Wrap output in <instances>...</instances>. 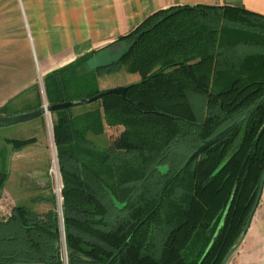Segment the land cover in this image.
Masks as SVG:
<instances>
[{"label": "trees", "instance_id": "trees-1", "mask_svg": "<svg viewBox=\"0 0 264 264\" xmlns=\"http://www.w3.org/2000/svg\"><path fill=\"white\" fill-rule=\"evenodd\" d=\"M123 39L107 67L140 80L99 111H53L62 214L54 194L14 205L0 264H222L240 240L264 175V15L176 5Z\"/></svg>", "mask_w": 264, "mask_h": 264}, {"label": "crops", "instance_id": "crops-1", "mask_svg": "<svg viewBox=\"0 0 264 264\" xmlns=\"http://www.w3.org/2000/svg\"><path fill=\"white\" fill-rule=\"evenodd\" d=\"M198 4L241 5L264 15V0H0L2 114H19L54 103L87 98L88 92L71 91L67 86L69 80L82 81L85 73H96L100 91L114 87L101 78L124 70L111 71V67H107L125 49L123 37L159 9ZM79 84L82 89V82ZM85 103L75 104L83 106H78L74 116L101 109V103ZM54 118L52 111L49 115L27 120L15 130L29 134L21 138L4 136L2 132L7 126L0 125V148L8 146L13 155L19 157L24 147L37 142L36 133L29 132L41 127H45L53 142ZM116 129L118 127L106 126L108 143ZM32 138L34 141L22 148H16L8 141ZM5 160L0 156V171ZM3 196L4 189L0 203Z\"/></svg>", "mask_w": 264, "mask_h": 264}, {"label": "rangeland", "instance_id": "rangeland-1", "mask_svg": "<svg viewBox=\"0 0 264 264\" xmlns=\"http://www.w3.org/2000/svg\"><path fill=\"white\" fill-rule=\"evenodd\" d=\"M86 70L87 67H85V71ZM95 74L96 73H85V78H83L82 81H79L83 84L82 89H79L80 84L78 81L69 80V83L67 84L69 90H83L84 93L88 92L89 94L95 93L89 98L95 96L98 94L96 91L99 90ZM101 79L103 82L105 80L109 81L112 86L116 87L140 80V74L123 70L118 74L108 76L106 79H104V77ZM93 103L96 105L100 104L101 98H98L89 104ZM78 106L83 105H73L66 109H69L71 113L76 114L77 108H79ZM25 122L27 121L6 125L7 127H4L6 129L2 132V134L10 138H21L24 137V135H29L26 132L15 131ZM238 123L240 122H236L232 125V127ZM29 133H36L37 142L24 147L19 157H15L16 155H13L8 146L0 148V156L7 160L4 162L1 170H5L9 174L4 188L3 200L0 203V219L4 217V214L11 211L12 207L16 204L26 205L38 209L40 206L46 205L49 207L50 205L48 203H37V207L34 202V199L37 196H52L54 194L57 197V177L52 171L55 156L57 158L55 143L54 141L51 142L49 134H46L45 127L33 129L32 132L30 131ZM115 133L113 132V135H115ZM108 136L109 134L107 131L101 135H95L93 133L89 134V137L96 143L97 146L101 148L108 146ZM227 264H264V191L259 206L251 220L245 240L236 249Z\"/></svg>", "mask_w": 264, "mask_h": 264}, {"label": "water", "instance_id": "water-1", "mask_svg": "<svg viewBox=\"0 0 264 264\" xmlns=\"http://www.w3.org/2000/svg\"><path fill=\"white\" fill-rule=\"evenodd\" d=\"M128 86H116V87H112L109 88L107 90L101 91L98 94H96L95 96L91 97V98H85L82 100H75V101H64V102H60V103H54V104H50V105H46V106H42L41 108H38L36 110L33 111H28V112H23V113H19V114H8V115H0V125H11V124H15L18 122H22V121H27V120H31L35 117H38L40 115L43 114H48L52 111H56V110H60V109H66L68 107H71L75 104H80V103H85V102H92L95 101L98 98H102L104 95H106L107 93H117L123 96H126V92H127ZM232 128V127H231ZM263 191H264V175H263V179H262V183H261V188H260V192L259 195L256 199V202L254 204V207L251 211L249 220L247 222V225L244 229V232L240 238V240L238 241V243L234 246V248L228 253V255L226 256L225 260L223 261L222 264H227L228 260L231 258V256L233 255V253L236 251V249L243 243V241L245 240V236L247 231L249 230L250 224H251V220L259 206L261 197L263 195ZM57 200H58V206H59V211L62 214V199H61V195H57ZM64 250H65V243H64ZM64 256H65V263L67 264V255H66V250L64 251Z\"/></svg>", "mask_w": 264, "mask_h": 264}, {"label": "bare ground", "instance_id": "bare-ground-1", "mask_svg": "<svg viewBox=\"0 0 264 264\" xmlns=\"http://www.w3.org/2000/svg\"><path fill=\"white\" fill-rule=\"evenodd\" d=\"M52 171L54 172V174L57 177V193L60 196V193H61V178H60V172H59L58 161H57L56 156H55V159H54V164H53V167H52Z\"/></svg>", "mask_w": 264, "mask_h": 264}]
</instances>
